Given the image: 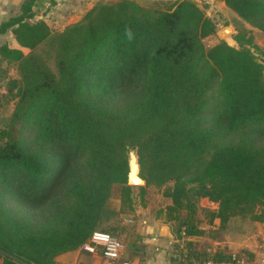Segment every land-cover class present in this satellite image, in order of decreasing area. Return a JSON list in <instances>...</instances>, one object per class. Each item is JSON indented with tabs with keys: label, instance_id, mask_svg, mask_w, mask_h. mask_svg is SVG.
Wrapping results in <instances>:
<instances>
[{
	"label": "trees",
	"instance_id": "1",
	"mask_svg": "<svg viewBox=\"0 0 264 264\" xmlns=\"http://www.w3.org/2000/svg\"><path fill=\"white\" fill-rule=\"evenodd\" d=\"M33 1L0 23L29 49L0 43V264H55L95 230L121 240L107 203L118 185V211H135L130 149L169 200L155 215L175 233L167 264L229 259L204 237L233 216L264 221V66L251 38L207 47L216 24L195 0H97L60 31L29 20ZM214 1L264 32V0Z\"/></svg>",
	"mask_w": 264,
	"mask_h": 264
},
{
	"label": "crops",
	"instance_id": "2",
	"mask_svg": "<svg viewBox=\"0 0 264 264\" xmlns=\"http://www.w3.org/2000/svg\"><path fill=\"white\" fill-rule=\"evenodd\" d=\"M24 0H0V23L14 16ZM97 0H34L32 11L36 20H56L66 22L69 18H79ZM139 3L152 0H135ZM199 6L206 4L225 6L222 1L195 0ZM208 16V15H207ZM67 24V23H66ZM11 48L24 51L14 38L11 30L0 34V40ZM135 212V211H134ZM134 212L118 217L120 223L119 237L123 243L122 260L129 264H167L168 249L174 241L173 227L164 222L161 217L137 219ZM141 212L136 210V213ZM164 227L173 239L159 234ZM219 220L215 219L212 226L206 225V232L217 230ZM205 242L212 249H219L225 253L235 252L238 257L237 264H264V221L252 220L250 217L233 216L226 227L217 230L216 234L204 237ZM62 264H104L101 258V249L97 247L94 252L82 250L67 251L59 255Z\"/></svg>",
	"mask_w": 264,
	"mask_h": 264
},
{
	"label": "rangeland",
	"instance_id": "3",
	"mask_svg": "<svg viewBox=\"0 0 264 264\" xmlns=\"http://www.w3.org/2000/svg\"><path fill=\"white\" fill-rule=\"evenodd\" d=\"M139 1V0H138ZM144 1V0H141ZM151 2V1H150ZM150 2H145L142 4H147ZM21 7V6H20ZM18 9L14 11V16L21 13V9ZM206 15L210 16L215 24H216V31L207 37L203 39L204 44L209 47L213 46L214 44L218 43L219 41L223 40L228 42L230 45H234L235 47H240L239 42L236 40L235 36L240 35L244 39L247 37L251 38V50L254 52L258 60H260L264 66V32L252 27L250 24L246 23L244 20H242L236 13H234L231 9H229L227 6H216L211 4H204L200 6ZM82 13L81 15H83ZM80 18V17H79ZM77 18V19H79ZM76 18H69L68 21L64 22H55L56 20H47L44 19L48 24L49 27L54 31H60L64 29L65 26L68 24L74 22L77 20ZM32 21H37L33 15L29 19ZM67 23V24H66ZM228 28L229 31L225 32L224 30ZM10 30V29H9ZM228 35V41L224 38V35ZM5 38L3 37L2 40H0V43H4L3 41ZM29 49L24 48L25 53H27ZM9 75L12 77L17 76L16 69L14 67L9 68ZM14 102L10 103L7 107V114H10V112L13 110ZM133 186V199H134V209H135V216H137V219H143V218H151L156 215V213L159 210H162L168 203L169 200L164 198L161 194L162 188H159L152 184H144V185H131ZM139 186H144L145 190L143 193L140 192L138 189ZM120 186L116 185L112 188L110 197L108 199V206L112 208L115 213L113 215H110V220L108 223H106V226H118L117 223H115L114 220H118L117 218L120 216H123L127 214L126 212H119L118 210L121 207L120 203ZM136 210H140L141 212L136 213ZM181 216H184V212H182ZM112 231V230H110ZM59 256H56L55 258V264H62L59 262L58 259Z\"/></svg>",
	"mask_w": 264,
	"mask_h": 264
},
{
	"label": "built area",
	"instance_id": "4",
	"mask_svg": "<svg viewBox=\"0 0 264 264\" xmlns=\"http://www.w3.org/2000/svg\"><path fill=\"white\" fill-rule=\"evenodd\" d=\"M97 247L101 249V258L104 264H129L127 260L121 259V254L123 250L122 241L116 236L105 232L95 230L91 233L89 241L81 245V249L94 252ZM230 258L227 260H212L207 259L204 261H193L189 262L183 258L177 259L171 264H237L238 257L235 252L228 253Z\"/></svg>",
	"mask_w": 264,
	"mask_h": 264
},
{
	"label": "water",
	"instance_id": "5",
	"mask_svg": "<svg viewBox=\"0 0 264 264\" xmlns=\"http://www.w3.org/2000/svg\"><path fill=\"white\" fill-rule=\"evenodd\" d=\"M229 29L226 28L224 31L228 32ZM228 35H224V38L228 41ZM226 42V41H225ZM229 44L228 42H226ZM230 45V44H229ZM234 46V45H231ZM235 47V46H234ZM128 172H127V184L128 185H144L146 180L141 176V166L138 160V156L136 154L135 149H130L128 152ZM159 234L163 237H167L169 239H173V236L164 228L161 227Z\"/></svg>",
	"mask_w": 264,
	"mask_h": 264
}]
</instances>
